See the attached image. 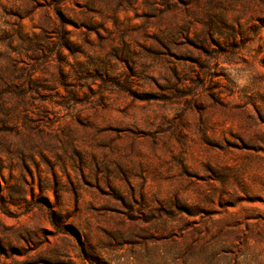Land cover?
Returning <instances> with one entry per match:
<instances>
[{
  "label": "rangeland",
  "instance_id": "374dc122",
  "mask_svg": "<svg viewBox=\"0 0 264 264\" xmlns=\"http://www.w3.org/2000/svg\"><path fill=\"white\" fill-rule=\"evenodd\" d=\"M0 264H264V0H0Z\"/></svg>",
  "mask_w": 264,
  "mask_h": 264
}]
</instances>
